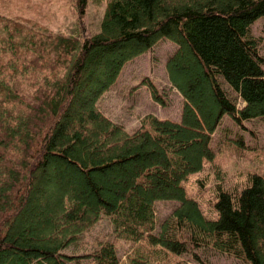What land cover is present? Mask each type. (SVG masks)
<instances>
[{"label":"trees","instance_id":"16d2710c","mask_svg":"<svg viewBox=\"0 0 264 264\" xmlns=\"http://www.w3.org/2000/svg\"><path fill=\"white\" fill-rule=\"evenodd\" d=\"M87 3L75 0L83 32ZM259 18L264 0H108L97 33L66 37L0 15V264H165L185 254L209 264L201 250L264 264V172L240 188L216 184L214 217L185 188L214 160L224 116L239 126L264 118V58L250 35ZM162 38L177 46L165 69L183 97L179 120L114 124L96 99ZM158 202L174 204L157 221ZM102 217L110 234L83 248ZM119 240L134 244L125 261Z\"/></svg>","mask_w":264,"mask_h":264},{"label":"rangeland","instance_id":"374dc122","mask_svg":"<svg viewBox=\"0 0 264 264\" xmlns=\"http://www.w3.org/2000/svg\"><path fill=\"white\" fill-rule=\"evenodd\" d=\"M107 2L108 0H88L86 12L80 21L84 32L80 29L75 0H0V15L26 20L40 35L45 32L66 37H77L80 33L90 36L99 31ZM250 35L256 39L258 52L264 58V18H259L251 25ZM176 49L177 46L173 42L162 38L150 50L126 62L114 84L96 99L94 105L98 111L114 124L122 125L128 130L135 129L148 115L158 119L179 120L183 97L170 84L165 69L167 59ZM99 68V72H102L103 68ZM150 86L155 87L160 101L153 98ZM90 88L93 87L88 89ZM85 94L87 91L82 92L81 95ZM235 96L236 106L241 108L244 103L236 94ZM78 111L79 109L74 108L71 119ZM237 137L243 138L244 145L240 151L229 143ZM211 147L216 153L214 160L206 162L200 172L193 174L185 182V188L188 196L200 202L205 214L214 217L211 202L216 184L220 183L228 189H236L245 184L248 173L264 172V118L245 121L239 126L224 116L219 130L213 137ZM197 179H200V183H204V186L198 184ZM46 190L55 195L56 190L53 187L48 185ZM42 197V195L37 196L38 199ZM173 204V202L156 203L157 221L169 212ZM26 218H30L29 212L19 217L14 228H18ZM110 232L108 219L102 217L85 233L81 246L91 249L94 239L105 237ZM133 245L122 240L117 242L121 261L126 260V255L131 253ZM198 254L209 264H246L239 259L211 250H201ZM165 262V264H196L190 254L180 257L171 256V258L167 255Z\"/></svg>","mask_w":264,"mask_h":264}]
</instances>
